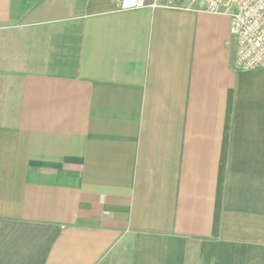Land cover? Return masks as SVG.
Segmentation results:
<instances>
[{
	"label": "crops",
	"instance_id": "obj_1",
	"mask_svg": "<svg viewBox=\"0 0 264 264\" xmlns=\"http://www.w3.org/2000/svg\"><path fill=\"white\" fill-rule=\"evenodd\" d=\"M229 27L0 0V264H264V69Z\"/></svg>",
	"mask_w": 264,
	"mask_h": 264
},
{
	"label": "built area",
	"instance_id": "obj_2",
	"mask_svg": "<svg viewBox=\"0 0 264 264\" xmlns=\"http://www.w3.org/2000/svg\"><path fill=\"white\" fill-rule=\"evenodd\" d=\"M121 9H185L226 14L229 31L237 40L241 70L264 69V0H114Z\"/></svg>",
	"mask_w": 264,
	"mask_h": 264
}]
</instances>
